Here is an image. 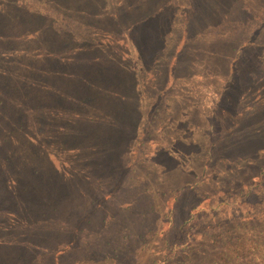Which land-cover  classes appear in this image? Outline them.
I'll return each instance as SVG.
<instances>
[{
    "label": "rangeland",
    "instance_id": "obj_1",
    "mask_svg": "<svg viewBox=\"0 0 264 264\" xmlns=\"http://www.w3.org/2000/svg\"><path fill=\"white\" fill-rule=\"evenodd\" d=\"M0 264H264V0H0Z\"/></svg>",
    "mask_w": 264,
    "mask_h": 264
},
{
    "label": "trees",
    "instance_id": "obj_2",
    "mask_svg": "<svg viewBox=\"0 0 264 264\" xmlns=\"http://www.w3.org/2000/svg\"><path fill=\"white\" fill-rule=\"evenodd\" d=\"M51 89V88H50Z\"/></svg>",
    "mask_w": 264,
    "mask_h": 264
}]
</instances>
